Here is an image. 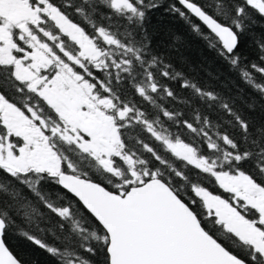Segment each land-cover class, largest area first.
Returning a JSON list of instances; mask_svg holds the SVG:
<instances>
[{"label":"snow or ice","instance_id":"1","mask_svg":"<svg viewBox=\"0 0 264 264\" xmlns=\"http://www.w3.org/2000/svg\"><path fill=\"white\" fill-rule=\"evenodd\" d=\"M161 8L264 101V0H0V264H264V121L152 50Z\"/></svg>","mask_w":264,"mask_h":264},{"label":"trees","instance_id":"2","mask_svg":"<svg viewBox=\"0 0 264 264\" xmlns=\"http://www.w3.org/2000/svg\"><path fill=\"white\" fill-rule=\"evenodd\" d=\"M144 30L150 38V46L154 52L165 56L177 69L200 84L214 88L226 98H234L236 106L253 122L264 121V101L207 47L205 41L184 20L161 8L148 14ZM252 48L249 39L243 51L249 59L255 60ZM257 78L259 79L258 74ZM174 87L178 88V85ZM252 103L256 105L255 109L247 107V104ZM8 243L25 264H55L54 258L48 253L22 237L9 235Z\"/></svg>","mask_w":264,"mask_h":264}]
</instances>
